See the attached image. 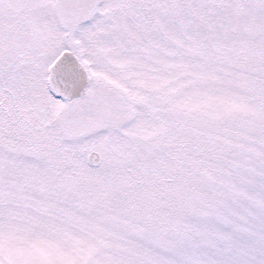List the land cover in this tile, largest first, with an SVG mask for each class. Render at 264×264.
<instances>
[{"label": "snow or ice", "instance_id": "1", "mask_svg": "<svg viewBox=\"0 0 264 264\" xmlns=\"http://www.w3.org/2000/svg\"><path fill=\"white\" fill-rule=\"evenodd\" d=\"M0 264H264V0H0Z\"/></svg>", "mask_w": 264, "mask_h": 264}]
</instances>
